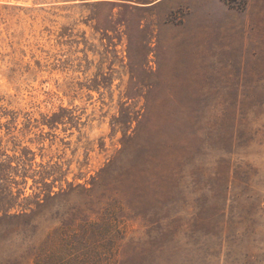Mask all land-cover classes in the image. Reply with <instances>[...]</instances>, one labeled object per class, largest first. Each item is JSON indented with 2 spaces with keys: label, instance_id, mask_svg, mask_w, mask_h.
Here are the masks:
<instances>
[{
  "label": "rangeland",
  "instance_id": "rangeland-1",
  "mask_svg": "<svg viewBox=\"0 0 264 264\" xmlns=\"http://www.w3.org/2000/svg\"><path fill=\"white\" fill-rule=\"evenodd\" d=\"M23 148L64 192L0 222V264H264V0H0Z\"/></svg>",
  "mask_w": 264,
  "mask_h": 264
},
{
  "label": "trees",
  "instance_id": "trees-1",
  "mask_svg": "<svg viewBox=\"0 0 264 264\" xmlns=\"http://www.w3.org/2000/svg\"><path fill=\"white\" fill-rule=\"evenodd\" d=\"M228 7L236 10L244 9L248 3L252 0H222ZM57 114L46 121L45 125L52 128L54 122L51 121ZM4 157V158H2ZM34 154L27 148L21 150L19 156L9 157L0 150V222L3 220H16L24 216H28L33 213L32 210V199L39 200L40 197L44 199H51L53 196H57L64 192L61 186L58 191H53L56 182H59L50 171L42 169L41 171L32 170L30 167L33 166ZM15 163V165H13ZM38 167L42 168V165ZM31 170V172H30ZM30 172V173H29ZM21 178V181L15 178ZM30 178L33 181V186L38 189V193H33L32 196H24V188H18L20 185L26 184V179ZM12 186H15L16 191L12 192ZM41 203L34 205L39 206ZM27 212H30L29 214ZM28 214V215H27Z\"/></svg>",
  "mask_w": 264,
  "mask_h": 264
}]
</instances>
